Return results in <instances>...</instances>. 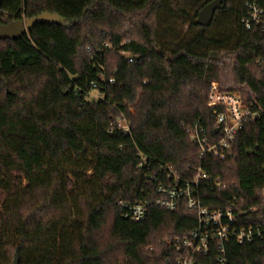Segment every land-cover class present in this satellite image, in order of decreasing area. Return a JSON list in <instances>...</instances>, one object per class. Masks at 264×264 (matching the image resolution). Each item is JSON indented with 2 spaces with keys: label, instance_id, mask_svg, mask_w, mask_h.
I'll return each instance as SVG.
<instances>
[{
  "label": "trees",
  "instance_id": "trees-1",
  "mask_svg": "<svg viewBox=\"0 0 264 264\" xmlns=\"http://www.w3.org/2000/svg\"><path fill=\"white\" fill-rule=\"evenodd\" d=\"M212 1L3 0L2 24L61 21L0 42V264H176L173 244L197 214L154 202L168 176L191 181L197 168L224 185L201 184L206 208L262 232L228 242V264H264V123L245 127L225 160L200 158L190 138L197 124L215 138L209 95L226 59L235 88L264 107V33L242 23L264 0H228L200 27ZM119 201L148 204L145 220L123 218Z\"/></svg>",
  "mask_w": 264,
  "mask_h": 264
},
{
  "label": "built area",
  "instance_id": "built-area-1",
  "mask_svg": "<svg viewBox=\"0 0 264 264\" xmlns=\"http://www.w3.org/2000/svg\"><path fill=\"white\" fill-rule=\"evenodd\" d=\"M247 9V16L242 21L245 29L250 31L258 28L264 33V8L253 2L247 5ZM209 103L215 109V138L212 139L208 131L199 124L192 129L190 138L199 149L200 158L211 156L225 160L232 156L237 136L245 127L255 122L264 123V107L256 102L251 90L235 87L226 89L219 83H213ZM118 128L121 133L130 132L123 121H119ZM167 180L170 181L169 184L158 187L159 198L155 200L154 205L169 212H175L180 206H184L198 217V226L190 237L176 240L173 244V249L178 255L176 264H200L197 257L208 256L212 250L217 252V264H228L226 256L228 242L233 240L238 245H245L261 237L260 228L240 226L233 210L211 211L199 199L198 192L202 183H212L220 190L224 187L221 179H214L197 168L191 181L172 175L168 176ZM147 206L148 204L118 202L123 218L133 222L145 220Z\"/></svg>",
  "mask_w": 264,
  "mask_h": 264
},
{
  "label": "water",
  "instance_id": "water-1",
  "mask_svg": "<svg viewBox=\"0 0 264 264\" xmlns=\"http://www.w3.org/2000/svg\"><path fill=\"white\" fill-rule=\"evenodd\" d=\"M228 0H214L208 3L198 14L197 24L203 28H209L215 18L217 12L224 11L227 7ZM3 0H0V11ZM61 21L60 16L44 13L36 18L12 22L9 24H2L0 22V42L2 41H16L24 35L31 32L37 25H56ZM0 81L4 83L2 73L0 71ZM217 133V131H216ZM250 154H253L251 152ZM19 257L16 256L12 264H19Z\"/></svg>",
  "mask_w": 264,
  "mask_h": 264
},
{
  "label": "rangeland",
  "instance_id": "rangeland-1",
  "mask_svg": "<svg viewBox=\"0 0 264 264\" xmlns=\"http://www.w3.org/2000/svg\"><path fill=\"white\" fill-rule=\"evenodd\" d=\"M187 30H188V26L183 27L182 36ZM167 40L170 41V37ZM221 68H222L221 69L222 75H221L220 82L218 83L226 89L230 87H235V79H234L233 69H232L233 61L226 59L223 62V65ZM97 97H99L98 93L96 92L92 93V98L96 99Z\"/></svg>",
  "mask_w": 264,
  "mask_h": 264
}]
</instances>
